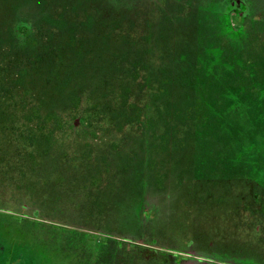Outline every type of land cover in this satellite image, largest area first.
Listing matches in <instances>:
<instances>
[{"label":"rangeland","instance_id":"obj_1","mask_svg":"<svg viewBox=\"0 0 264 264\" xmlns=\"http://www.w3.org/2000/svg\"><path fill=\"white\" fill-rule=\"evenodd\" d=\"M192 1L243 3L227 63L198 54ZM0 220L77 264L106 241L120 264H264V0H0Z\"/></svg>","mask_w":264,"mask_h":264},{"label":"trees","instance_id":"obj_2","mask_svg":"<svg viewBox=\"0 0 264 264\" xmlns=\"http://www.w3.org/2000/svg\"><path fill=\"white\" fill-rule=\"evenodd\" d=\"M241 4L240 2H232L229 3L222 11L218 12H207L204 8H198L193 4H188V8H183L186 12L183 19L185 21L192 20L195 23L193 29L197 36V44H198V54L202 57L211 56L212 60L216 64L227 63L225 60V56L227 55V51L225 45L223 44L224 40L229 38H233L235 40H239L245 33V16L244 14L239 15L236 13L235 6ZM235 11L234 19L237 22V27H232L230 23V12ZM48 19L51 17L46 16ZM182 19V18H181ZM54 21L57 25H62L64 23L63 20H51ZM36 26L28 21H21L15 27L16 35L21 38V59L33 60L36 56H38V46H37V38H36ZM233 56V54H231ZM248 81L246 79H241L237 84L240 88L246 87ZM196 98L194 104L190 105L186 108V112L189 116H192L193 113L197 112L198 118L204 117L207 113V108L210 103L214 102V99L209 93L208 87H204L201 83L196 86L195 89ZM216 94V93H213ZM133 111L136 110V106L132 104ZM134 113H137L134 112Z\"/></svg>","mask_w":264,"mask_h":264},{"label":"flooded vegetation","instance_id":"obj_3","mask_svg":"<svg viewBox=\"0 0 264 264\" xmlns=\"http://www.w3.org/2000/svg\"><path fill=\"white\" fill-rule=\"evenodd\" d=\"M243 6V3L235 6L236 13L242 15L244 13ZM235 11L232 10L230 14L235 13ZM9 234L21 236L23 234L21 233V225L17 227L0 220V264H77L72 261L73 257L68 255L46 253L45 249H42L41 245H44V240H41V238H32L23 234L25 236H22V239L20 237L18 240H10ZM110 244L112 242H103V246L94 251V253L82 252L83 257L76 253L77 259L82 260L86 264L88 262V264H94V261H98V264H120L121 260L116 258L117 247H113ZM185 254L182 251L178 252L172 262L168 261V264H183L182 261L185 259ZM140 258L135 256V264H143L145 262L146 259L141 260Z\"/></svg>","mask_w":264,"mask_h":264},{"label":"built area","instance_id":"obj_4","mask_svg":"<svg viewBox=\"0 0 264 264\" xmlns=\"http://www.w3.org/2000/svg\"><path fill=\"white\" fill-rule=\"evenodd\" d=\"M233 14H234V13H233ZM233 14H232V15H233ZM230 23H231L232 27L236 28L235 26L237 25V22H236V20L234 19V16H231V18H230Z\"/></svg>","mask_w":264,"mask_h":264}]
</instances>
